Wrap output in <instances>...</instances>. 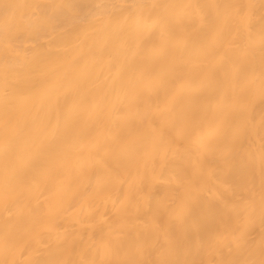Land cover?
I'll return each instance as SVG.
<instances>
[{"label":"bare ground","instance_id":"bare-ground-1","mask_svg":"<svg viewBox=\"0 0 264 264\" xmlns=\"http://www.w3.org/2000/svg\"><path fill=\"white\" fill-rule=\"evenodd\" d=\"M264 0H0V264H261Z\"/></svg>","mask_w":264,"mask_h":264},{"label":"snow or ice","instance_id":"snow-or-ice-1","mask_svg":"<svg viewBox=\"0 0 264 264\" xmlns=\"http://www.w3.org/2000/svg\"><path fill=\"white\" fill-rule=\"evenodd\" d=\"M261 264H264V261H262Z\"/></svg>","mask_w":264,"mask_h":264}]
</instances>
